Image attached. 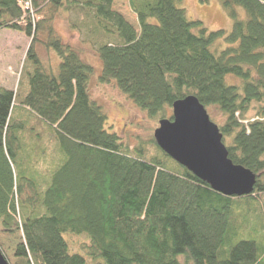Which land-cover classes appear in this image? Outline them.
Returning a JSON list of instances; mask_svg holds the SVG:
<instances>
[{"label":"trees","instance_id":"1","mask_svg":"<svg viewBox=\"0 0 264 264\" xmlns=\"http://www.w3.org/2000/svg\"><path fill=\"white\" fill-rule=\"evenodd\" d=\"M114 1L0 0V31L31 40L15 89L0 88L1 255L8 264H264V0H214L229 32L191 20L183 0H125L136 24ZM58 16L79 44L56 33ZM84 46L100 58L101 81L151 121L195 97L215 115L231 162L255 174L252 193L212 190L153 136L123 143L90 97Z\"/></svg>","mask_w":264,"mask_h":264},{"label":"rangeland","instance_id":"2","mask_svg":"<svg viewBox=\"0 0 264 264\" xmlns=\"http://www.w3.org/2000/svg\"><path fill=\"white\" fill-rule=\"evenodd\" d=\"M181 6L186 9L187 16L191 20L202 21L208 31L225 29L229 32L232 29L231 19L227 17L220 5L214 0H211L208 4H201L199 0H183ZM113 9L118 11L128 22L136 24L135 16L129 12L125 0H115ZM54 28L66 43L79 44L77 34L69 29L65 19L59 16L56 17ZM30 41L27 36L13 31L11 28L0 31V88L15 89ZM40 50L39 54L45 61L48 54L46 55L44 49L40 48ZM83 51L82 59L92 67V73L88 81L90 97L107 114L111 132L117 134L123 143L126 142L131 146L137 142L138 136L142 139L152 137L154 130L158 127V122L151 121L150 117H147V113L145 114L137 109L130 100L120 93L114 82H102L100 78L102 63L99 56L91 52L87 46L83 47ZM208 113L212 118L215 117L212 112L208 111ZM247 232L248 229H245L242 236H246ZM68 235H64V239L67 241H69L70 236ZM5 240H7V237H5ZM82 243L88 244L85 237L78 239L75 246L76 252L81 250Z\"/></svg>","mask_w":264,"mask_h":264},{"label":"water","instance_id":"3","mask_svg":"<svg viewBox=\"0 0 264 264\" xmlns=\"http://www.w3.org/2000/svg\"><path fill=\"white\" fill-rule=\"evenodd\" d=\"M153 139L165 154L212 190L227 197L252 193L255 174L231 162L218 126L195 97L174 102L170 118L158 122ZM0 264H8L1 253Z\"/></svg>","mask_w":264,"mask_h":264},{"label":"bare ground","instance_id":"4","mask_svg":"<svg viewBox=\"0 0 264 264\" xmlns=\"http://www.w3.org/2000/svg\"><path fill=\"white\" fill-rule=\"evenodd\" d=\"M82 54H84V51L82 52ZM83 56V55H82ZM86 62V61H85Z\"/></svg>","mask_w":264,"mask_h":264},{"label":"built area","instance_id":"5","mask_svg":"<svg viewBox=\"0 0 264 264\" xmlns=\"http://www.w3.org/2000/svg\"><path fill=\"white\" fill-rule=\"evenodd\" d=\"M27 5V4H26Z\"/></svg>","mask_w":264,"mask_h":264},{"label":"crops","instance_id":"6","mask_svg":"<svg viewBox=\"0 0 264 264\" xmlns=\"http://www.w3.org/2000/svg\"><path fill=\"white\" fill-rule=\"evenodd\" d=\"M53 55V54H52Z\"/></svg>","mask_w":264,"mask_h":264}]
</instances>
